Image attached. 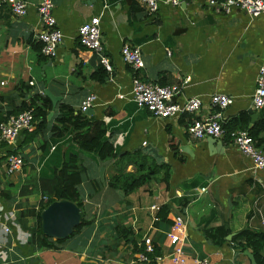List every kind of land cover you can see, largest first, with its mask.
<instances>
[{
	"label": "crops",
	"instance_id": "0c3cea01",
	"mask_svg": "<svg viewBox=\"0 0 264 264\" xmlns=\"http://www.w3.org/2000/svg\"><path fill=\"white\" fill-rule=\"evenodd\" d=\"M28 1L26 14L14 16L0 0L2 113L33 92L46 95L48 90L59 97L57 103H69L75 110L94 93L96 102L88 114L83 112L105 123L118 157L102 161L94 152L78 150L77 164L84 176L80 187L91 223L60 242L61 248H43L30 243L35 221L31 210L36 212L43 198L38 178L42 168L51 173L64 153L74 148L68 146L74 136L55 141L48 129L30 138L33 124L14 141H0V220L7 221L14 214L7 221L10 232L0 238V264H147L135 261L145 238L151 239L157 255L169 261L173 247L169 227L174 216L185 211L186 255L208 257L211 264H250L245 251L252 254L251 250L241 251L231 237L245 224L264 231V168L254 170L251 158L227 136L217 138L218 150L208 142L209 137L192 138L186 126L212 110L210 98L217 93L232 98L221 109L226 130L248 129L259 119L264 107L254 108L251 98L258 68L264 64V12L251 17L235 7L217 10L205 0H180L175 6L160 3L153 14L138 0H52L56 27L63 38L56 56L38 61L29 43L38 42V0ZM93 16L99 17L102 54L112 68L105 69L102 81L91 77L102 66L99 54L77 39L79 25ZM125 43L139 46L143 67L133 70L122 59L120 49ZM134 75L159 84L177 83L180 91L173 100L198 96L201 107L178 118L154 117L131 98ZM55 109L56 105L47 119L52 125ZM250 111L257 115L251 118ZM11 152L19 154L23 164L7 173L6 156ZM126 154L167 163V186L161 173L129 194L107 186V178L123 165L120 156L126 158ZM126 170L133 171V165ZM92 180L101 184L98 192L93 193ZM238 195L241 202L235 206L232 198ZM162 205L169 209L170 222L157 217ZM227 220L230 237L224 229ZM126 228L127 237L117 231ZM261 252L264 256V244Z\"/></svg>",
	"mask_w": 264,
	"mask_h": 264
},
{
	"label": "built area",
	"instance_id": "2783aa9c",
	"mask_svg": "<svg viewBox=\"0 0 264 264\" xmlns=\"http://www.w3.org/2000/svg\"><path fill=\"white\" fill-rule=\"evenodd\" d=\"M14 16H23L29 7L28 0H2ZM143 8L150 14L158 10L160 3L178 5L180 0H138ZM214 8L230 10L235 7L244 10L249 16L256 17L264 12V0H205ZM52 0H38L36 5L37 14L41 24L36 34V39L41 42V53L47 57H54L62 42L63 34L56 27V19L52 13ZM79 43L91 52L100 56V64L108 71H111L109 58L102 54L101 33L99 28V17L93 16L79 25L77 29ZM122 59L133 69L137 70L144 66L139 46L123 44L120 49ZM180 91L177 83L159 84L143 80L137 75L132 77L131 98L135 104L150 112L157 118H178L183 113H194L201 107V99L198 96L189 97L181 102L173 100ZM97 96L89 93L80 103L79 109L84 111L96 102ZM252 105L254 108L264 107V64L259 66L256 75V86L252 94ZM232 98L229 95L217 93L210 98V108L201 117L191 120L186 126L188 134L195 139L204 137H228L229 141L245 156L252 160L254 170L264 168V150L255 144L252 136L245 129L226 130L223 127L221 109L231 104ZM34 124L31 110H24L9 115L0 122V141H14L22 131L29 130ZM6 172L12 173L21 168L22 157L14 152L6 156ZM205 188H201L200 192ZM184 214H176L170 224L168 237L173 243L169 261L163 260L157 255L155 246L150 238H145L143 246L135 253V261L147 264H211L208 257H189L183 249V242L186 238V224ZM12 218V219H11ZM14 219V214L7 216V221ZM0 220V238L10 232L9 222Z\"/></svg>",
	"mask_w": 264,
	"mask_h": 264
},
{
	"label": "trees",
	"instance_id": "16d2710c",
	"mask_svg": "<svg viewBox=\"0 0 264 264\" xmlns=\"http://www.w3.org/2000/svg\"><path fill=\"white\" fill-rule=\"evenodd\" d=\"M29 43L32 44V48L37 54L38 61L44 60L46 56L40 51L41 42L29 40ZM106 75L105 68L99 66L92 72L91 77L92 79L102 81ZM30 89L31 87L28 86L27 91ZM25 97L26 94L24 98L20 100L19 104H15L12 109L10 108L5 113H2L0 108V122L5 120L9 115L24 110H31L35 128L29 133L30 138L42 134L44 133L43 131L49 129L50 139L53 137L54 140L57 141V139L64 138L69 134L74 136L75 140L68 145H74V148L72 147L68 152L64 153L63 158L59 161V164L54 167L51 173L45 169V167L41 169L38 183L42 196L45 198H42L36 212L31 210L34 212L33 216L35 221L33 223V230L30 234V243L36 244L38 247L58 249L61 248L60 242L64 239L48 237L43 234L41 229L40 213L50 202L57 199H67L78 205L81 214L80 223L75 227L72 234L91 223V220L87 217L80 187L81 183L84 181V176L83 169L77 164L78 150L94 152L97 158L102 161L117 158L118 155L113 143L109 141L106 135V126L102 120L88 117L82 110H75L69 103L58 102L55 109L57 112L54 119L55 122L52 125L51 120L47 121V115L50 110H52L51 100L45 94H38L36 92H33L28 98ZM246 130L254 139L255 144L262 147L264 143V108L261 109V115L256 123ZM47 142L48 140L46 138L42 144L44 150L48 145ZM47 151H45L44 154H46ZM120 159V163L123 165L118 167L115 173L107 178V186L118 189L123 194H129L139 187L148 184L152 179L158 178L156 175L159 173H161L160 179L167 186L169 169L167 163L156 162L153 158L146 156L137 159L135 156H132V154H126V158L121 155ZM129 164L133 165V171L126 170ZM91 184L93 186V193L98 192L102 187L98 180H92ZM93 193L91 192V195ZM232 202L235 206L237 203L241 202L240 195L232 198ZM168 210L167 206H160L157 211L158 219L170 222L167 218ZM224 229L225 233L232 232L228 220L224 223ZM118 230L123 231L125 237L130 234L129 228L124 230L117 229V231ZM125 232L128 233L125 234ZM231 240L236 242V245L240 247L241 251L250 249L257 264H264V256L261 252L264 244V231L254 230L245 224L233 233Z\"/></svg>",
	"mask_w": 264,
	"mask_h": 264
},
{
	"label": "water",
	"instance_id": "95a60500",
	"mask_svg": "<svg viewBox=\"0 0 264 264\" xmlns=\"http://www.w3.org/2000/svg\"><path fill=\"white\" fill-rule=\"evenodd\" d=\"M46 96L52 102V110L47 115V119H50L53 114V109L59 100L58 96H54L48 90H45ZM89 110H84L85 113H89ZM251 118L257 114L250 111ZM216 137L209 136L208 142H212L213 146H216L219 150V144ZM210 147V146H209ZM41 217V229L44 235L52 237L54 239H65L73 233L75 227L80 223V209L78 205L67 199H57L50 202L40 213ZM232 233L228 235L230 237ZM249 256L251 263L257 264L254 256L250 252H246Z\"/></svg>",
	"mask_w": 264,
	"mask_h": 264
}]
</instances>
